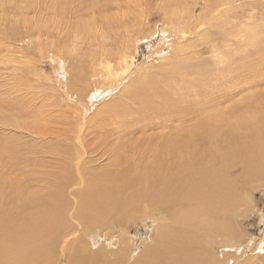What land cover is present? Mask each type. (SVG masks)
Masks as SVG:
<instances>
[{
    "label": "bare ground",
    "instance_id": "obj_1",
    "mask_svg": "<svg viewBox=\"0 0 264 264\" xmlns=\"http://www.w3.org/2000/svg\"><path fill=\"white\" fill-rule=\"evenodd\" d=\"M191 1L157 5L178 42L157 67L132 72L150 39L133 13L102 19L126 30L109 49L93 20L78 40L36 44L75 75L1 116L13 134L0 141V264H264V229L251 242L242 231L264 188V107L249 103L264 86L250 61L264 55V3L247 15L240 0Z\"/></svg>",
    "mask_w": 264,
    "mask_h": 264
},
{
    "label": "rangeland",
    "instance_id": "obj_2",
    "mask_svg": "<svg viewBox=\"0 0 264 264\" xmlns=\"http://www.w3.org/2000/svg\"><path fill=\"white\" fill-rule=\"evenodd\" d=\"M136 1L0 0V141L4 140V138L6 137H11L13 134L4 126L5 122L2 120L1 116L5 115L10 120H12L14 115L17 114V111H15V106L18 103V99H21L24 95L29 96L30 93L36 92L33 89V85L39 84V86H42V84L46 85L52 82H61L63 86H66L68 80L75 75V70L73 71L71 64H67V67L65 68L64 65L66 61L56 60V54L52 56V60L50 59V57H44L49 53L44 54L42 51L36 49V44H40L41 47L44 48V45L48 43L51 35L55 38L63 37L66 39L68 37L70 38V40H74L75 38V40H78L79 38L74 34L79 28H81L79 27V24L87 23L93 20L95 23L91 25V28L94 31L91 35L97 33L99 34L102 31L101 35L103 36V38L101 39V42L106 49H109V47L118 43L119 38L124 34L122 31H126L124 29L125 27L117 26L116 23L121 24L122 22H124V25H129L130 19L132 20V18H134V16L136 17V15H141L142 20L145 19L146 21H143V23L145 24V30L143 29V36L150 37L151 40L149 39L148 41H143L139 44L135 62L132 66V72L146 66L157 67V65L164 62L162 60V57L168 55L171 51L170 47H173L175 43L177 44L178 42L175 39L172 40V38H169L171 37L170 32L164 33V35L160 33V30L162 28H166L161 19V12L160 10L158 11L159 4L161 6V3L163 2L162 0ZM192 1L191 3H193ZM194 1L201 2V0ZM240 3L245 8V13L249 15L251 13V10L254 8H259L260 3H264V0H240ZM240 3L237 4L240 5ZM104 5H106V7ZM252 5L253 8H251ZM139 6L142 7V9L139 8ZM105 8L108 9L105 10ZM136 8H138V10ZM200 9L201 8L197 7V13L200 11ZM223 10H227V8L224 7L222 8V11ZM142 14H144L145 17ZM104 17L115 18L114 21H116V23L111 22L108 25V28H106L107 25H103L101 23ZM83 26L84 24L82 25V27ZM119 27H121L120 30ZM109 29L111 30V32H109ZM45 35L48 36V39L45 37ZM165 35H167L168 37H165ZM80 37L83 39L91 40L90 36H85L83 34ZM107 37L109 38V41ZM105 39L106 42L104 41ZM182 42L183 40L180 41V43ZM162 43H165V45H163ZM105 44L109 45L106 46ZM82 51L84 50L82 49ZM39 53H41V55L43 56L42 58H40V60L37 61V58L41 56ZM79 54L82 53L80 52ZM203 57L208 58L207 56ZM255 60H257V62L253 67L256 68L258 73L264 72V55L250 58L251 63ZM60 70L64 72V78L62 79V81L59 80L61 75ZM18 78H20V83L19 86L16 87L15 82ZM222 81H224V78L222 79ZM113 87L116 89V92L113 95H109V97L106 99L107 102L105 103V105L118 98V95L122 90V81L116 82L115 84H113ZM243 93L244 90L241 89V92L238 94V96H235L233 100L241 102V94ZM6 96H8V104L5 103ZM106 100L97 99L96 101H94L93 103L97 104L94 106L96 107V109L93 107L91 111L94 110L93 112H95L94 114H96L99 110L97 109L99 105H103V102H105ZM15 101L16 104H14ZM249 103H255L254 105L259 104L257 108L264 107V86L260 87L254 97L251 98ZM22 119L24 120V118ZM139 137V134H135L133 136V139ZM39 143H35V146ZM210 144L211 143L209 142V153L211 155H214L213 148L210 146ZM255 193L256 196L254 195L252 200H255L256 203L259 204V208L256 207L255 210H251L250 212H248V217L245 218V220L242 219V231L247 235V237L249 236L248 238L250 240L248 241L250 242L256 241L262 234L261 230L264 229V223L261 221L264 220V188L263 190H261V192L256 191ZM134 232L138 233L136 228H132L130 230L131 235L135 234ZM102 244H96L94 245V248L96 249ZM241 247H244V245H241ZM142 249L143 246L132 253L130 262H132L133 259L137 257V255L140 253L139 251H142ZM230 253L235 254V256L238 257L240 251L233 249L230 250ZM219 255H221L220 251ZM230 262L232 263V261ZM236 262L238 264H244L245 261H243L242 258L240 260H237Z\"/></svg>",
    "mask_w": 264,
    "mask_h": 264
}]
</instances>
